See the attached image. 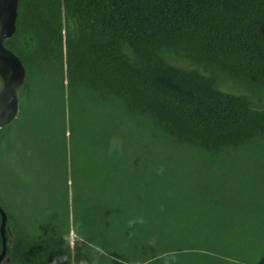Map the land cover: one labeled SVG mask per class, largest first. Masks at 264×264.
I'll return each mask as SVG.
<instances>
[{"label":"trees","instance_id":"16d2710c","mask_svg":"<svg viewBox=\"0 0 264 264\" xmlns=\"http://www.w3.org/2000/svg\"><path fill=\"white\" fill-rule=\"evenodd\" d=\"M5 45L27 74L19 92L23 112L0 127V141L22 118L32 84L44 83L63 97L66 90L69 100L149 122L173 145L213 160L230 151L264 152V0H20L17 28ZM226 81L250 94L221 89ZM174 193L182 196L168 200L175 211L164 224L173 225L164 232L173 249L149 263L169 257L170 264H237L206 254L202 259L180 245L214 230V222L234 206L199 191ZM254 210L263 212L264 203ZM92 211L114 213L106 203ZM118 222L131 240L146 230L135 218ZM8 228V264H96L87 235L72 239L59 225L54 233L33 235L9 214ZM218 229L239 237L228 241L248 255L241 264H264V222Z\"/></svg>","mask_w":264,"mask_h":264},{"label":"rangeland","instance_id":"374dc122","mask_svg":"<svg viewBox=\"0 0 264 264\" xmlns=\"http://www.w3.org/2000/svg\"><path fill=\"white\" fill-rule=\"evenodd\" d=\"M176 62L196 66L191 61ZM220 87L250 94L232 81ZM61 94L65 97L49 84H32L22 118L8 139L0 141V205L29 233L51 234L59 225L69 229L72 239L90 238L97 251L96 264H150L173 249V244L167 247L171 240L164 234L173 225L164 224L175 211L168 200L182 196L174 193L179 188L234 206L214 222L216 229L264 222V214L259 215L264 211L254 210L264 203V152L230 151L213 160L173 145L149 122L128 118L122 111L110 112L103 105L69 100L66 90ZM261 100L264 106V97ZM20 111L19 104L16 118ZM113 139L120 142L116 147L111 145ZM102 203L113 208L111 216L93 213L92 208ZM83 215L86 222L81 221ZM133 218L138 226L146 225L136 240L118 222L131 224ZM78 228L83 230L77 232ZM215 228L180 245L202 254V259L214 256L246 263L248 255L234 244L239 237ZM229 238L234 239L232 245ZM6 260L4 264L10 257ZM172 260L167 257L160 264Z\"/></svg>","mask_w":264,"mask_h":264},{"label":"water","instance_id":"95a60500","mask_svg":"<svg viewBox=\"0 0 264 264\" xmlns=\"http://www.w3.org/2000/svg\"><path fill=\"white\" fill-rule=\"evenodd\" d=\"M20 0H0V127L15 120L19 113V92L26 79V67L22 59L6 47L17 28L18 6ZM2 251L0 264L7 259L8 252V214L0 205Z\"/></svg>","mask_w":264,"mask_h":264},{"label":"clouds","instance_id":"9594fccd","mask_svg":"<svg viewBox=\"0 0 264 264\" xmlns=\"http://www.w3.org/2000/svg\"><path fill=\"white\" fill-rule=\"evenodd\" d=\"M120 142L116 139H113V141L111 142L112 147H116ZM161 172L163 171V169L160 170Z\"/></svg>","mask_w":264,"mask_h":264}]
</instances>
